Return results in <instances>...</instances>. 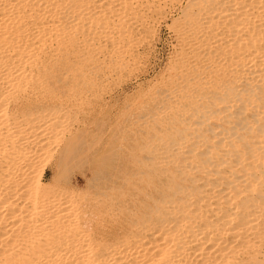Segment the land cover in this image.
<instances>
[{
	"label": "bare ground",
	"instance_id": "obj_1",
	"mask_svg": "<svg viewBox=\"0 0 264 264\" xmlns=\"http://www.w3.org/2000/svg\"><path fill=\"white\" fill-rule=\"evenodd\" d=\"M87 1L72 5L66 0L72 15L59 21L44 17L46 0H0V264H264V0H179L185 1L177 16L182 20L168 22L167 29L176 28L179 57L140 106L139 120L149 134V146L139 156L123 158L113 175L120 181L110 207L114 218L102 236L96 234L85 195L66 187L54 190L56 172L52 186L44 181L40 164L54 143L59 111L53 105H29L25 97L28 88H48L46 77L53 67L41 58L46 42L55 40L56 46L64 47V38L57 39L64 35L62 29L77 33L90 29L83 22L87 14L91 16ZM106 1L100 0L99 7ZM118 1L117 10L125 3L143 5L141 13L132 12L134 20L163 0ZM150 1L158 5H149ZM114 9L107 12L120 13ZM123 20L115 24L121 39L115 47L117 55L129 59L130 48L122 42ZM139 24L145 30L146 25ZM70 33L66 47L76 56L78 40L72 41ZM90 49L84 48L86 56L80 59L78 55L74 61L62 60L66 65L61 77L72 96H93L125 67L120 56L115 60V54L113 60ZM67 153L60 155L59 164ZM133 162L137 170H129ZM101 177L97 171L91 173L93 179Z\"/></svg>",
	"mask_w": 264,
	"mask_h": 264
},
{
	"label": "rangeland",
	"instance_id": "obj_2",
	"mask_svg": "<svg viewBox=\"0 0 264 264\" xmlns=\"http://www.w3.org/2000/svg\"><path fill=\"white\" fill-rule=\"evenodd\" d=\"M61 1L62 0H54V1L53 0L52 1L46 0L45 3L51 8H49L44 3L43 7H45V9L47 10V11L45 10L44 17L50 19V17L54 16L53 18H57L59 21H65V19L67 17H70L72 14L70 15L69 12H71L72 5H73V3H75L74 1H77V0H74V1L73 0H67L69 3H72V5L68 4V2H66V0H63L62 3H61ZM85 1H87V0H85ZM107 1L101 2L102 4L100 7L98 5V4H100L99 3L100 0H95V1L89 0V2L88 1L86 2L87 3L86 7L89 8V10L91 12L96 10V11H94L93 14L89 11L90 15L91 16L93 15L92 17L90 16V18L93 19L95 17V19H93L94 21L89 18V14H87L88 16L85 14L88 19L84 20L83 22H85L84 24H86V26H88L87 25L88 23L90 24L91 30L89 29L88 30L89 32L88 31H82V32L77 33L76 31L66 30L68 32L67 33L65 31V28H64L62 30L65 32L64 35L66 34L65 37H61L62 34L60 33L59 38H57V39H59V41H61L64 38L63 42L61 43L62 45H64V47L61 45L59 46L58 44L56 46L54 43L55 40L52 42L49 41L50 43L47 41L46 43L49 46L46 45V43H45L46 46H44V50L42 52L43 57L41 56V58H42V60L45 59L46 63H49L50 69L53 67L51 70L49 69L50 71H53V73L46 77V80L49 78L47 80L48 88L45 87V88H42V90H34V89L28 88L26 90V94H25V97L28 98L27 101L29 102V105H32V106L39 105V104L53 105L57 109V111H59L60 121L57 122L59 125L58 124L55 125L56 126L55 128H57L56 135H58V136L55 135L56 137L54 136L52 139V142H54V143L53 144L51 143L50 147L48 148L47 152L49 155L46 153V156L44 155V157H43L42 163L45 162L44 160H46V162L44 163V165L40 164V167H41L40 169H45V180L44 181L46 183H48L50 186H52L50 179L53 178V175L56 172V174H58V175H57V181H56V185H55L56 188L53 187L54 190H57V192H58L60 188L66 187L68 192H70L73 189L74 191L78 192V193L76 192L77 194L81 195V193H82L83 195H85L88 198V200L90 201L91 208H92L93 213H94V219L96 220V222L94 221L93 225H94L96 234L98 236H102V235L106 234V232H107L106 230H108L109 226L111 225V219L114 218L113 213L110 210L111 209L110 207L116 198L115 197V185L116 184L118 185L120 181L119 180L117 181L113 175L116 173V170L119 167H121L123 158L129 159L128 155H132V154L139 156L142 154L141 152L143 150H145L146 147L149 146V139H148L149 134L147 136V133H146L145 129L142 128V123L139 120V114L141 115L140 106L142 105V102L146 99V97L151 95L154 92V90L159 86L161 81L166 78V76L168 75V73L171 71L172 67L176 63V61H177L176 58L179 57L178 52L180 51L179 48H181V44L179 43L178 34H177V32H175L176 28L172 29L173 32H172L171 28H170L171 31H167V29H169L170 21L174 22L176 19L177 20L176 24H178L180 22V20H182L181 16L180 17H177V16H179L181 14L183 8L185 7V4H184L185 1L171 0V2L169 1L170 4L168 6V3H169L168 0H163L160 2L158 7H155V9L152 8L153 11H151L149 14H147V15L145 13H143L142 15L139 14L137 16L138 18L136 17L133 20L132 12L133 13H135V12L141 13V11H144V7L142 8L143 5L138 6L136 3L131 4V5L130 4L127 5L125 3L124 8H122L123 5H121L120 8L117 10V8L119 6L117 3L118 2L120 3V1L117 0V3H116V0H112V1L110 0L108 2L109 4L107 3ZM151 1H150L149 5H152L153 3H154L153 6L155 4L158 5V3H156L157 1H153V3ZM178 1L180 4L178 3ZM51 2H52V4H50ZM56 2H58V3H56ZM111 2H114V3H111ZM162 2L164 5L162 4ZM174 2H176V4ZM60 4H65L66 8H64V6L63 5L61 6ZM89 4H91V5H89ZM161 4L165 7H162ZM54 5H56V6H54ZM57 5H59V6H57ZM104 5L105 6L109 5V7L108 6L105 7ZM126 5L128 7L129 6H132V7L127 8ZM157 5H155V6H157ZM52 6H54L55 8L58 7L59 11L57 10V8L55 10V8ZM114 6L116 9H114ZM166 6L169 9L171 7L172 8L170 10L168 9V11H167ZM46 7H48V8H46ZM69 7H71V8H69ZM52 8H54V10H52ZM98 8H100L99 11H98ZM132 8H134V9H132ZM107 9L111 10V11H113L112 9H114V11L116 10V11H118V13L120 12L119 14H117L120 17L117 16L116 14H113V13L110 14L109 12H107ZM123 9H124V11L122 12ZM65 10L66 11L70 10V11H67V13H66ZM100 10L102 11V13H100L101 12ZM136 10H138V11H136ZM121 12L123 15H120ZM98 13H100V14H98ZM45 14H47V16H45ZM77 14H78V8H77ZM107 14H109L111 16H108ZM85 15L83 14L82 19H84ZM125 15L127 17L123 18ZM128 16H130V17L128 18ZM98 17H99V19H98ZM158 17H159V19H156ZM106 18H107L108 22L106 20H104ZM141 18H142V20H140ZM163 18H164V20H163ZM89 19L91 20V22ZM115 19L117 21H115ZM123 19H126V20H123ZM146 19H148V20H146ZM95 20L97 23L95 22ZM121 20H123L122 26H124V27L121 26L122 27L121 30H125V32H123L122 42L125 40L126 43L125 42L124 43L127 44V46H129V48H130V49H128L129 52L126 54V55H128L129 59L127 58V56H124L122 54H121L122 56H120L119 54L117 55V53H116L118 50L116 49L115 45L117 46V44L119 42H121V39L119 37L118 32H115L116 29L119 28V25H117L118 26L117 27L115 24H120L119 22ZM150 20L152 21V24H151ZM158 20H160V21H158ZM126 22L128 24H126ZM141 22L146 25V26L144 25L145 30L140 29L139 23H141ZM112 23H113V26H111ZM135 23H136V25H135ZM124 24L126 25L127 29L125 28ZM129 24H131V25L129 26ZM150 24L153 27L149 26ZM155 24H156V26H154ZM111 27H112V29H111ZM170 27H171V25H170ZM98 28L100 29L99 32H98ZM135 29H137V30H135ZM94 30H96V31L93 33ZM108 30H109V32H108ZM126 30H127V33H129V31H130L131 34L127 35ZM90 31H91V33H90ZM103 31L106 33H103ZM148 31H150V34ZM97 32L100 34H98ZM69 33L71 34L70 36H72V38H71L72 41L75 42L78 40L77 41L78 43L75 42V45H76L75 47L76 48L78 47L77 51L79 52L78 53L79 56L78 55L75 56L74 55L75 53L73 54L72 50H70L68 47H66V39L65 38H67V35ZM73 33H76V34L74 35ZM95 33H97V34H95ZM107 33L109 36L110 35L112 36L113 40L111 39V36L108 37ZM104 34H106V35H104ZM138 34H139V37H138ZM144 34L147 36H145ZM64 35H62V36H64ZM99 35H100V37H102L101 39H100V37H98ZM103 35L105 37L107 36L108 40H107V38L105 39ZM116 35H118V36H116ZM89 36H92V38ZM78 37H79V39H77ZM133 37H137V38L135 39ZM151 37H153V39H150ZM60 38H62V39H60ZM90 39H91V41H89ZM97 39L98 40L100 39L99 42ZM109 39L111 40V42H113L114 40L115 41L113 43H111L109 41ZM85 40H86V42H85ZM127 40H128V42H127ZM142 40H144V42ZM64 41H65V43H64ZM136 41H138V42H136ZM129 42H131V43L134 42V45H136V47L132 46L133 43L131 45ZM139 42L141 43L139 45L140 47L137 46L139 44ZM80 43H82V44L80 45ZM173 44H174V46H173ZM89 45L91 48L90 50L93 49L96 51L98 49V51H100V52L96 51L97 55L99 53H102V54H99V56H101V57L102 56L106 57V58L111 57V59H113V60H114V57L116 60V56H118L117 58L121 57L120 59L121 60L123 59V63L125 66L124 68L122 66L121 69H124V71L120 69L119 73H117L109 81L104 83V87L101 90L97 91L95 94H93V96H92V94L89 95L88 93H85L86 95L84 93H80V94L73 93L74 95L72 96V94L70 95L69 92H68L69 94L67 93V91L65 89V82L66 81H64L61 77L62 72L64 71V68L66 65V61H62V60L68 59L69 61L70 60L74 61V60H76L77 56H78L77 59H80L81 56L85 57L86 56L85 50H89ZM47 46L49 49L46 48ZM54 46H56L55 48H57V50L54 48ZM112 46H114V47H112ZM61 47L63 49H61ZM86 47H88V48H86ZM102 47H103V49H102ZM84 48H85V50H84ZM174 48H175V50H174ZM51 49H52V52H51ZM53 49H55L56 51ZM65 49H66L67 53H65V55H64L63 51H65ZM68 50H69V52H68ZM109 50H111V51L109 52ZM54 51L55 52L58 51V52H60V53L62 52V53H61V55L58 52L55 54ZM49 52L52 55L49 54ZM70 52H72V53H70ZM129 53L131 54V56ZM49 55H50V57H49ZM67 55H68V57L69 56L70 57L67 58ZM172 55H174V56H172ZM52 56H54V58ZM58 56H59V58H58ZM112 56H114V57H112ZM136 56L137 57L140 56L139 57L140 59L137 58ZM55 59H56V61H55ZM132 59H134V62ZM47 60H49V61L47 62ZM138 61H139V63H138ZM53 63L55 64V66ZM137 64H138V66H137ZM172 64H173V66H172ZM136 66H137V68H136ZM126 67H127V69H126ZM149 67H150V69H149ZM134 69L136 72L134 71ZM53 75H54V79H53ZM128 80H129V82H128ZM33 91H35V92H33ZM107 91L109 92V94L107 93ZM66 93L69 97L66 95ZM27 94H29V95H27ZM105 94H107V95H105ZM33 95H34V98H33ZM48 96H50V97H48ZM103 96H104V98H103ZM64 97L68 98L69 100L65 99ZM138 97H139V99H138ZM60 98H61V100H60ZM100 98H102V99H100ZM74 101L75 102L80 101V102L75 103ZM37 102L39 104H37ZM81 103H84V104H82V106H81ZM130 103H132V104H130ZM133 104H135V105H133ZM80 106L82 107V109ZM130 106H132L133 108ZM65 108H67L68 111ZM69 110H71V111L69 112ZM125 112H127V113H125ZM77 113H78V115H77ZM61 117H63V121L61 120L62 119ZM73 119H75V120L73 121ZM64 120L66 122H64ZM64 124H66V125H64ZM139 128H140V130H139ZM58 130H60V131H58ZM62 131H63V133H62ZM67 131H68V133H67ZM138 135H141L142 137L138 136ZM62 136H64V137H62ZM57 137H58V141H57ZM54 139H56V140L54 141ZM135 140H136V142H135ZM57 143H59V144H57ZM66 143H68V144L70 143V144L68 145ZM118 144H119V147H118ZM146 145H148V146H146ZM56 146H58V147H56ZM65 146H67V147H65ZM139 148H141V150ZM142 148H144V149H142ZM52 149H53V151H52ZM50 150L52 151V153ZM64 150L66 152H68L67 157L64 161H61V163L59 164L57 160L60 157V155H62V153L65 152ZM86 150H87V152H86ZM127 150H129V151H127ZM130 150H132L133 152ZM49 157H51V158H49ZM133 163H132V165L128 166L129 170H132V169L137 170V164H135V163L133 164ZM95 171L99 172L102 175L101 179L100 178H98V179L91 178V173L95 172ZM84 175L86 177H84ZM109 190H110V192H109ZM103 191H105V192H103ZM86 192H87V194H86ZM100 193H101V195H100ZM88 194L91 197H89ZM96 196H99V197H97L98 198L97 200L95 199ZM109 196H110V198H109ZM91 199L92 200L94 199V200L92 201ZM100 202L103 204H101ZM98 205H100V206H98ZM100 214H102V215H100ZM100 221H101V223H100Z\"/></svg>",
	"mask_w": 264,
	"mask_h": 264
}]
</instances>
